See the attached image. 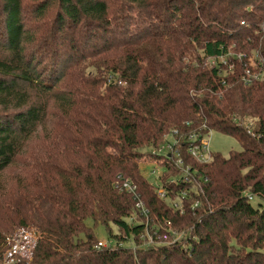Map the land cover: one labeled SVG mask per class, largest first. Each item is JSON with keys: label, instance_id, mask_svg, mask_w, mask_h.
<instances>
[{"label": "trees", "instance_id": "16d2710c", "mask_svg": "<svg viewBox=\"0 0 264 264\" xmlns=\"http://www.w3.org/2000/svg\"><path fill=\"white\" fill-rule=\"evenodd\" d=\"M210 131L241 150L198 161ZM11 169L0 264L21 228L36 243L16 264H264V0H0ZM98 226L115 245L95 248ZM168 230L179 241L158 243Z\"/></svg>", "mask_w": 264, "mask_h": 264}, {"label": "built area", "instance_id": "2783aa9c", "mask_svg": "<svg viewBox=\"0 0 264 264\" xmlns=\"http://www.w3.org/2000/svg\"><path fill=\"white\" fill-rule=\"evenodd\" d=\"M189 139L192 140V137H190ZM170 149H171V144L166 143L163 146H161L159 149H155L152 152L157 154H162ZM189 153L192 157H194L198 161L206 162L207 160H209L211 152L208 150L207 138H202L198 144L191 145L189 148ZM156 182L158 183V177ZM115 187L118 188L120 191L123 190L131 194L133 199L136 201L135 206L139 210L140 214L143 215L145 218L147 217V210L143 206V203L139 200V195L136 192V188L131 182L127 180H122L120 176H117V182L115 184ZM156 193L160 198L164 197V192L158 184H157ZM146 225H147V220H146ZM144 236H145V240L143 242L144 246L157 243L156 240H153L152 237L148 234V228H145L144 235L141 236V238L144 239ZM180 238H181V233H177L173 230H168V232L163 233L161 236L159 237L157 236L156 239L159 240L158 243L162 242L165 244H169L179 241ZM5 242H6V249L3 253L1 264H16L20 259L27 260L31 257L32 250L36 243V236L34 232L21 228L18 229L13 235L6 237ZM112 245H115L114 241L107 239L106 241H97L95 244V248L97 249L109 248Z\"/></svg>", "mask_w": 264, "mask_h": 264}, {"label": "rangeland", "instance_id": "374dc122", "mask_svg": "<svg viewBox=\"0 0 264 264\" xmlns=\"http://www.w3.org/2000/svg\"><path fill=\"white\" fill-rule=\"evenodd\" d=\"M54 119L52 117H49L48 120L45 123V129L50 130L51 125L53 124ZM207 146L208 150L211 153H220L223 156H227L229 151L235 150L239 151L241 150V147L239 144L234 140L232 137L223 135L221 133H218L216 131H210L208 138H207ZM140 171L141 174L151 183L157 185V177L160 173V168L159 167H154L153 165L145 164L140 166ZM12 173H14V170L11 169L10 171H7L1 178H0V190L2 186H4L8 179V177H11ZM94 235L96 237L97 241H106L107 234L105 230L101 227L98 226L94 229Z\"/></svg>", "mask_w": 264, "mask_h": 264}]
</instances>
